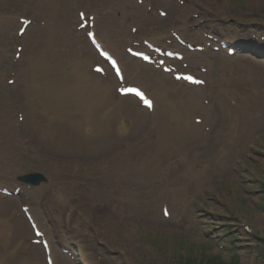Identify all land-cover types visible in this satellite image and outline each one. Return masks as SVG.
Wrapping results in <instances>:
<instances>
[{"label":"rangeland","instance_id":"374dc122","mask_svg":"<svg viewBox=\"0 0 264 264\" xmlns=\"http://www.w3.org/2000/svg\"><path fill=\"white\" fill-rule=\"evenodd\" d=\"M92 1L85 0L86 6ZM140 1L133 0L139 8L124 0H108L100 9L94 6L99 12L94 23L99 36L111 48L120 49L117 55L125 63L126 84L143 87L154 99V108L134 96L119 95V82L109 69L100 76L90 70L115 88L116 103L131 109V115L118 113L115 118L116 111H112L107 116V133L122 151L109 150L90 159L65 155L40 140L35 128L43 119L33 109L34 73L41 71L38 66L32 68L34 58L38 52L43 56L48 52L44 42L52 25L57 30L79 26L73 23L71 29L69 23L78 21L81 1L66 0L62 10L42 0H0V157L19 162L13 173L0 162V187L8 191H0V196L3 202L9 200L4 208H12L0 214V253L7 254L1 264H48L49 253L41 242H35L29 223L24 227L18 217L22 205L29 206L51 243L49 255L55 264H264V0ZM125 7H130L129 18L122 28ZM85 11L87 16L95 12ZM111 17L116 35L106 30L116 39L114 44L104 36L106 31L100 33ZM22 19L31 21L24 31ZM131 26L138 31L133 33ZM83 30L77 33L87 40ZM174 31L187 43L205 49L189 50L176 41ZM122 36L131 41L125 42ZM236 38L238 52L230 54L228 48H221L223 42ZM145 40L189 52L179 66L202 81L182 84L172 73L133 57L124 48L127 43L147 50ZM66 46L62 59L72 55V48ZM93 51V62L104 65ZM51 69L58 70L57 66ZM171 97H176L177 109L183 111L190 127L183 138L168 141L172 130L184 124L169 117L166 100ZM231 111L244 119L251 113L255 116L241 124V119H234L233 124L250 133L249 139L244 147L229 145L218 165L211 153L219 144L216 149L224 147L213 138L201 144L202 133L215 136ZM205 114L213 120L205 119ZM190 149H197L198 161L204 164L198 181L179 160L180 152ZM113 156L131 168L123 178L102 179L114 185L109 189L99 180L103 175L100 159ZM92 162L98 163L88 165ZM28 172H41L48 181L28 187L19 182ZM61 192L73 196L72 208L62 205ZM132 215L135 219L129 220Z\"/></svg>","mask_w":264,"mask_h":264},{"label":"bare ground","instance_id":"6f19581e","mask_svg":"<svg viewBox=\"0 0 264 264\" xmlns=\"http://www.w3.org/2000/svg\"><path fill=\"white\" fill-rule=\"evenodd\" d=\"M42 1L51 2V4H56L57 7L62 9L64 8V3L66 0ZM80 1L79 7L86 6L85 0ZM124 1L130 2V4L133 6H137L133 4V0ZM107 2L108 0H93L90 2L92 4L86 6V9L96 12L94 6L97 7L96 9L104 8L108 5ZM136 8L139 7L137 6ZM129 9L130 7H125L123 15L121 16L123 19L122 28H126L127 26ZM175 10L179 13V6H176ZM96 13L99 14V12ZM175 18H179V14H176ZM110 19L111 21L106 22V25L104 26L105 30L101 28L100 33L101 30L102 32L106 31L107 35L104 34V36L107 37L109 42L112 41L111 43L114 44L116 39L108 35V30H111L114 36L116 35V29L114 28L115 19L114 17H111ZM79 23H81V21ZM72 24L73 23L71 22L69 23V25ZM162 27L163 26L160 25V29ZM68 31L75 35L74 30ZM74 35H66L62 30H57L56 25H52L49 30H47V37L45 38L44 42V45L47 43L46 47L48 52H46L45 56L38 52L34 58L35 62L32 64V68L36 69V66H38V69L41 71H36L34 73L37 77V81L35 83L36 93L34 94L35 105L33 106V109L38 112L40 118L43 119L39 121L38 126L36 127V133L40 140L43 142H50L54 148H57L65 155L88 157L93 159L98 154L108 153L109 150L113 152L119 148V152H121V145L117 147V144H115L114 140L110 138V133H107V124L109 120V117L107 118V116L112 111H116L115 118H117L118 113L121 115V113L123 114L128 112L129 115H131V109H129V107L124 103H116L114 99L113 88L109 84H106V82L101 77L94 76L92 73H89L88 68L92 63V60L95 58V54L92 52V49L89 47L87 42L83 40L78 42L77 37ZM122 40L125 42H130L131 38L123 39L122 36ZM60 42H64V45L60 46ZM107 44L111 46L108 42ZM66 45H68L69 48H72V55L70 54L71 56L67 59H62L64 54L67 52V50H65V47H67ZM115 51L116 50L114 49V52ZM120 64L124 74V83L126 81V74L123 70L124 63L120 62ZM67 65H70L71 67L67 69ZM56 66L58 70L51 69ZM130 98H132V96H130ZM175 98L176 97H171V99L166 100V105L171 108L168 110L169 117L171 119L177 118L181 122H184V124L180 130H172L171 134L167 138L168 141L174 137L183 138L186 135L184 131L190 127L189 123L186 121L183 111L177 109V106L173 100ZM41 111L44 112L42 117ZM227 113L226 125L219 128L218 131L215 132L216 135L213 137L209 136L205 132L204 135L202 133L200 142L201 144H205L210 138H213L215 142H221V145H223L224 149H216L217 146L220 145L219 144L211 153V155L214 157L212 161L216 162L218 165L222 163V160L227 155L229 151V145H237V148L244 147L250 136L249 132L243 131L244 126L240 127V125L236 122L233 124L234 119L238 115L236 116V113L233 111ZM99 115H101L100 119ZM254 116L255 114L251 113L245 117V119L243 117H237V119H241V124L244 122V120L248 122L249 119L254 118ZM212 118L213 116L210 114H205V119L212 121ZM236 125H239V127ZM89 126L91 127L90 129H92L91 133L87 132V127ZM194 126L199 127V125ZM197 129L199 130V128ZM252 130H255V128L252 127ZM168 145L170 146V144ZM225 146L227 147V151ZM197 149H199L198 146ZM197 149H190L186 152H180L179 160L186 164L185 171L190 173L191 177H194L195 180L198 181L202 177L203 170L201 166H204V164L203 161L201 163L198 161V153L196 151ZM113 157L109 159L101 158V161L99 160L101 163H103V175L100 176L101 178L99 180H101L104 187L109 189H111L110 186L114 185H109V183L102 179L109 180L110 176H114L117 179L123 178L124 175H128L127 171H130L129 168H131H127L126 164L121 161V158L116 156ZM75 161L77 162L80 160ZM0 162L11 167L13 171L10 170L9 173L15 172L16 167H19V162L10 156H3V158L0 157ZM98 162H92L88 165L93 167V164ZM132 169H135V167H132ZM72 197L73 196L71 194H64L61 192L58 198L62 199V205L72 208L73 205H69ZM110 200H112V196L110 197ZM4 205L5 203L3 204V200L0 198V214L2 213ZM122 206L123 205H115L117 208H121ZM134 219L135 217L133 215L129 217V220ZM23 221L25 220L23 219ZM24 224L25 222L22 223V225L25 227ZM194 232L197 233L196 228H194ZM9 240L10 238H8L7 241L9 242ZM50 251L52 254L53 251L51 248ZM8 254L13 255L9 249ZM2 258L4 261L7 260L6 252L0 253V264L2 263ZM6 264H8V262Z\"/></svg>","mask_w":264,"mask_h":264},{"label":"water","instance_id":"95a60500","mask_svg":"<svg viewBox=\"0 0 264 264\" xmlns=\"http://www.w3.org/2000/svg\"><path fill=\"white\" fill-rule=\"evenodd\" d=\"M24 180H26V181H33L32 175H27L26 177H24Z\"/></svg>","mask_w":264,"mask_h":264},{"label":"snow or ice","instance_id":"6c2138e0","mask_svg":"<svg viewBox=\"0 0 264 264\" xmlns=\"http://www.w3.org/2000/svg\"><path fill=\"white\" fill-rule=\"evenodd\" d=\"M127 91H132V89H128ZM145 103H147L149 106H151V103L149 101H145Z\"/></svg>","mask_w":264,"mask_h":264}]
</instances>
